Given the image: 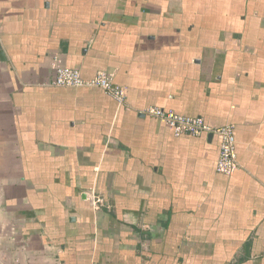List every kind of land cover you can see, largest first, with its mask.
<instances>
[{
    "label": "crops",
    "instance_id": "crops-1",
    "mask_svg": "<svg viewBox=\"0 0 264 264\" xmlns=\"http://www.w3.org/2000/svg\"><path fill=\"white\" fill-rule=\"evenodd\" d=\"M0 47V264H264V0H0Z\"/></svg>",
    "mask_w": 264,
    "mask_h": 264
},
{
    "label": "built area",
    "instance_id": "built-area-1",
    "mask_svg": "<svg viewBox=\"0 0 264 264\" xmlns=\"http://www.w3.org/2000/svg\"><path fill=\"white\" fill-rule=\"evenodd\" d=\"M55 85L67 87H99L112 96L120 105L127 106V89L113 82L112 77L106 71L98 72L92 78H84L79 69L60 67L57 70ZM144 112L160 119L173 128L176 135L190 134L200 136L214 133L220 136L221 146L217 162V170L221 173L232 174L238 168L236 152V137L232 124L214 127L206 124L200 116H191L168 110L161 106H148ZM94 208L106 205L103 196L94 193L91 198Z\"/></svg>",
    "mask_w": 264,
    "mask_h": 264
},
{
    "label": "water",
    "instance_id": "water-1",
    "mask_svg": "<svg viewBox=\"0 0 264 264\" xmlns=\"http://www.w3.org/2000/svg\"><path fill=\"white\" fill-rule=\"evenodd\" d=\"M0 49H1V47H0ZM0 54L3 56V52L2 51L0 52Z\"/></svg>",
    "mask_w": 264,
    "mask_h": 264
}]
</instances>
